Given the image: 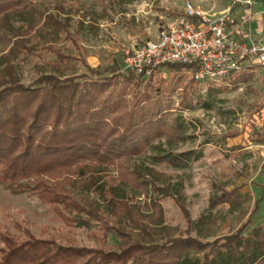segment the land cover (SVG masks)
Returning <instances> with one entry per match:
<instances>
[{
  "label": "trees",
  "instance_id": "1",
  "mask_svg": "<svg viewBox=\"0 0 264 264\" xmlns=\"http://www.w3.org/2000/svg\"><path fill=\"white\" fill-rule=\"evenodd\" d=\"M41 1L0 0V42L7 49L0 56L7 78L0 74V186L35 195L69 228L79 224L83 215L103 222L105 237L118 244L115 249L77 247L67 238L61 245L36 238L15 223L19 236L0 234V264H264V222L246 234L264 189L246 221L230 235L210 242L176 237L151 243L139 238V234L148 236L145 219L149 217L115 193L129 187L147 197L149 184L140 181L129 161L150 149L159 151L153 157L156 163L176 168L203 157L200 150L172 154L154 144L161 139L168 144L184 141L181 112L205 103L199 84L191 79L180 83L178 78L188 69L181 64L161 65L144 78V73L122 72L118 60L103 71L81 61L85 70L75 74L71 65L75 58L53 45L44 49L54 60L43 73L27 85L19 83L11 62L33 52L27 37L30 31L36 29L54 41L60 35L71 40L67 25L40 10ZM17 20L27 27H14ZM163 71L169 73L168 80ZM250 78L248 72L231 74L221 83L237 87ZM206 84L209 95L218 93L213 82ZM224 90L226 86L219 91ZM74 189H98L111 196L102 209L88 199H74ZM242 202L240 189L234 188L215 196L210 204L237 208ZM150 207L155 217L149 224L156 225L162 220L160 203L152 201ZM191 254H202L201 261L189 259Z\"/></svg>",
  "mask_w": 264,
  "mask_h": 264
},
{
  "label": "rangeland",
  "instance_id": "2",
  "mask_svg": "<svg viewBox=\"0 0 264 264\" xmlns=\"http://www.w3.org/2000/svg\"><path fill=\"white\" fill-rule=\"evenodd\" d=\"M188 3L214 14L227 8L230 0H42L40 10L67 25L71 40L60 35L54 41L51 36L36 33V29L30 31L27 37L29 45L34 47L33 52L11 62L14 74L21 84L34 81L54 60L44 51L49 45L75 58L71 62L75 74L85 70L81 61L97 71L109 67L112 60H118L123 68L125 56L154 40L159 27L181 17ZM14 23V27L23 25V30L27 27L18 20ZM35 26L41 31L40 23ZM6 50L0 42V56ZM3 67L0 65V74L7 79L3 76ZM162 77L168 80L170 75L163 71ZM189 77L185 71L178 79L186 83ZM224 86L226 90L219 91ZM198 87L205 103H197L192 110L181 112L186 128L184 141L168 144L161 139L154 144L172 154L200 150L203 157L188 167L176 168L156 163L153 157L159 151L150 149L129 161V168L137 171L140 181L149 184L147 197L129 187H121L115 193L117 198L129 200L149 217L145 219L148 236L139 234L144 242L161 243L176 237L210 242L230 235L246 221L254 202L263 195L264 78L261 71L254 67L251 78L237 87L224 85L221 80L213 81L214 90H218L214 95H209L206 82L199 83ZM176 97L175 94L174 108ZM254 132L260 136L253 135ZM109 175L116 177L114 172ZM107 180L115 185L109 178ZM234 188L240 189L243 202L239 207L211 206L215 196ZM110 196L98 189H74L72 192L74 199H88L102 209ZM152 201L159 202L162 209V220L156 225L149 224L155 217L150 207ZM85 220L88 219L83 215L79 224L69 228L35 195L0 186V234L8 232L19 236L20 232L13 228L17 223L36 238L53 240L57 244L64 245L69 238L77 247L115 249L118 242L110 236L105 237L103 222L88 220L86 224ZM263 222L264 196L246 234ZM189 259L201 261L202 254H191Z\"/></svg>",
  "mask_w": 264,
  "mask_h": 264
},
{
  "label": "built area",
  "instance_id": "3",
  "mask_svg": "<svg viewBox=\"0 0 264 264\" xmlns=\"http://www.w3.org/2000/svg\"><path fill=\"white\" fill-rule=\"evenodd\" d=\"M258 0H230L219 13L208 14L186 4L181 17L159 27L155 39L133 50L122 62V72L144 78L164 64L188 66L189 79L199 83L253 73L264 78V31L254 39L250 20ZM241 14L235 15V9Z\"/></svg>",
  "mask_w": 264,
  "mask_h": 264
},
{
  "label": "crops",
  "instance_id": "4",
  "mask_svg": "<svg viewBox=\"0 0 264 264\" xmlns=\"http://www.w3.org/2000/svg\"><path fill=\"white\" fill-rule=\"evenodd\" d=\"M253 13L254 15L250 20V29L252 37L256 39L264 31V0H258V5L253 9ZM233 14H241V9H235Z\"/></svg>",
  "mask_w": 264,
  "mask_h": 264
}]
</instances>
